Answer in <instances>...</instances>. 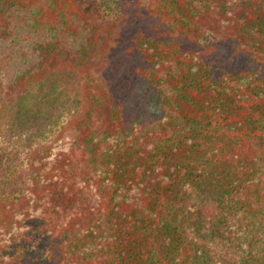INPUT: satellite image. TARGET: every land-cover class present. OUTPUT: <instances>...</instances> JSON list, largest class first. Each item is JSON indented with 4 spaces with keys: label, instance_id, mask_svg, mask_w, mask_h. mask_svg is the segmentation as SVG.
Instances as JSON below:
<instances>
[{
    "label": "trees",
    "instance_id": "16d2710c",
    "mask_svg": "<svg viewBox=\"0 0 264 264\" xmlns=\"http://www.w3.org/2000/svg\"><path fill=\"white\" fill-rule=\"evenodd\" d=\"M255 131L264 0H0V264H264Z\"/></svg>",
    "mask_w": 264,
    "mask_h": 264
},
{
    "label": "rangeland",
    "instance_id": "374dc122",
    "mask_svg": "<svg viewBox=\"0 0 264 264\" xmlns=\"http://www.w3.org/2000/svg\"><path fill=\"white\" fill-rule=\"evenodd\" d=\"M21 1H31V0H21ZM68 4L69 5L67 7H64L63 10H65V11L68 12L70 18H74L73 15H75V14L78 15L79 12L76 9V7L73 6L71 3H68ZM53 11H52V9H50V8H48L46 6L43 8V18L42 19H43L44 22H47V23H52V22L57 23L59 21L58 11H56V10H53ZM76 25H77V23H76ZM119 49H124L125 53L130 52L129 51L130 49L127 47V45L120 46ZM148 54H149V52H148ZM135 57H133V58H135ZM138 58L143 63H141L140 61H137L136 62V65H138V66L135 69L140 68L142 64H143V66L146 64L145 63V60L146 59L143 60L141 58V56L139 57V54H138ZM121 62H122V64H125V65L131 63V66H133L132 65L133 59H122L120 61L117 60V61H115V62L112 63V69L111 70L113 72H111V73H116L117 72V70H118L117 67L120 65ZM51 64L54 65L53 68H50ZM44 65L46 67L44 71L41 70V72H37L38 71L37 70L35 73H43L44 74V73H51V72H53L55 70L64 71L67 67L69 68L71 64H70V62H69L68 59H65V58L60 59L57 56H53V57L51 56L48 61H45V64ZM101 66L102 67H105L104 64L103 65L100 64L99 66H97L95 68L99 69V72H100V71H102ZM124 74L126 75V73H124ZM41 76L43 77L42 74H41ZM24 85H26V83H24ZM244 104L246 105L247 103H244ZM225 124L226 123H224L223 125H225ZM223 131H225V130L224 129H221V131H219V132L222 133ZM225 133L228 134V137H234V138H236V136L239 135V139L241 138V140L239 142L235 143V146L232 147L233 149L230 148V150L232 149L231 152H239V151H235L237 148L244 149L246 152H249V153L252 152L251 150H254L255 151V149H256L255 146L254 147L250 146L251 139H249V140L246 139L244 136H242L243 133H241V132H235L234 133V132H228V131H225ZM218 135L219 134H216V136H218ZM254 135L261 136V137L264 138V134L261 131H255L253 134H250L249 137H254ZM229 144H231L230 141H229ZM219 145L220 146L224 145V142L221 141V144H219ZM225 145H227V144H225ZM226 147L228 148V145Z\"/></svg>",
    "mask_w": 264,
    "mask_h": 264
}]
</instances>
